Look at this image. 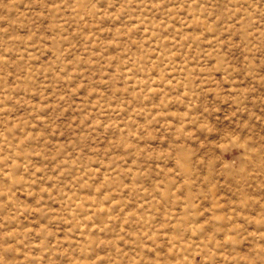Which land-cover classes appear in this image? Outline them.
<instances>
[{
    "label": "rangeland",
    "instance_id": "obj_1",
    "mask_svg": "<svg viewBox=\"0 0 264 264\" xmlns=\"http://www.w3.org/2000/svg\"><path fill=\"white\" fill-rule=\"evenodd\" d=\"M0 264H264V0H0Z\"/></svg>",
    "mask_w": 264,
    "mask_h": 264
}]
</instances>
